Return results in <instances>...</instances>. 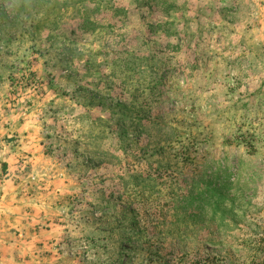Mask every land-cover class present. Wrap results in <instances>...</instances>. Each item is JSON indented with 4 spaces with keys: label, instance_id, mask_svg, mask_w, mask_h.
I'll list each match as a JSON object with an SVG mask.
<instances>
[{
    "label": "rangeland",
    "instance_id": "1",
    "mask_svg": "<svg viewBox=\"0 0 264 264\" xmlns=\"http://www.w3.org/2000/svg\"><path fill=\"white\" fill-rule=\"evenodd\" d=\"M0 264H264V0H1Z\"/></svg>",
    "mask_w": 264,
    "mask_h": 264
},
{
    "label": "trees",
    "instance_id": "2",
    "mask_svg": "<svg viewBox=\"0 0 264 264\" xmlns=\"http://www.w3.org/2000/svg\"><path fill=\"white\" fill-rule=\"evenodd\" d=\"M12 1H13V5L15 9H18V7L20 8L31 7L32 9H34L36 8V6H40L41 3L46 5L47 3L53 2V0H12ZM46 12L49 13V9ZM4 166H5V163H4Z\"/></svg>",
    "mask_w": 264,
    "mask_h": 264
}]
</instances>
